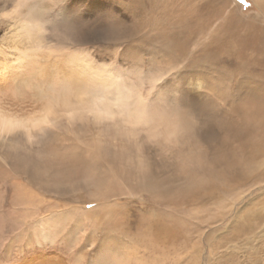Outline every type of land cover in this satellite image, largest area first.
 I'll return each mask as SVG.
<instances>
[{
    "label": "bare ground",
    "instance_id": "1",
    "mask_svg": "<svg viewBox=\"0 0 264 264\" xmlns=\"http://www.w3.org/2000/svg\"><path fill=\"white\" fill-rule=\"evenodd\" d=\"M112 1L58 0L54 15L59 24L82 33L86 46L56 58L26 55L27 42L11 22L0 18V96L31 84L53 80L83 86L89 82L90 72L99 67H107L114 74L135 77L159 73L165 78L153 92V102L179 106L193 115L198 123L195 142L203 135L199 130L198 112H213L218 104H214L213 96L225 101L233 91L230 77L238 78V93L250 78L256 98L249 107L247 99L236 108L224 102V107L221 106L222 118L209 130L212 135L208 139L210 143L203 150L206 159L196 156L193 150L186 153V148L178 154L179 158H167L157 150L146 148L145 156L151 166L147 174L138 172L128 163L129 154L134 152L131 146L107 138L100 140L95 132L86 128L52 134L38 146H27L19 138L7 143L0 142V207H81L82 196L88 197L91 203H97L98 207H101V202H108V207H119L121 202L109 201L118 196L130 198V201L139 196V200H142L140 197L143 194L153 196L157 202L152 201L159 206V203H163L159 201L160 196L164 197L170 186L178 185L174 184L179 180L191 184L189 189L193 194L200 189L199 185L206 177L201 180V175L200 178L194 177L189 171L180 176L184 168L181 164L188 153L189 160L194 164L206 163L212 170L221 167L220 175L224 178L230 173L234 174L229 171L235 168L243 171L254 160L264 157V24L260 25L257 33L254 29L249 30L242 37L225 32L219 40L214 41L210 39L213 32L209 33L203 37L204 42L207 41L204 49L199 50L196 41L187 40V45L185 41L189 38L183 36L185 31L189 33L187 37H191V31L194 33L198 26L199 17L194 6L189 4L188 7L175 8L167 14L166 7H162L163 0H133L135 3L131 2L132 5L121 3L129 9L130 15H120L123 14L122 9L110 5L114 2L120 5V1ZM256 5L264 17V0H256ZM11 6L10 0L0 2V10L10 9ZM106 6L115 10L114 19L109 17L116 24L107 31H101V10L108 9ZM231 7L238 9L235 3H231ZM73 12L77 15H73ZM92 16L99 18L94 21ZM109 45L115 49L111 51ZM144 63L148 65L143 66ZM216 71L218 76L215 75ZM64 102L69 103L68 100ZM254 164L256 166L257 163ZM179 192H175L174 199H184ZM228 192L221 193L233 199ZM187 195L191 196L190 193ZM49 197L50 200L47 199ZM22 226L24 230L22 227V232L11 237L5 235L3 227L0 228V264L86 263L84 256L77 259L66 246L44 244L46 239L42 237L34 240L36 232L29 223ZM120 230L118 228L113 234H121ZM7 232L11 233L8 229ZM38 233L36 235L39 236ZM36 241L41 246H37ZM89 264H101V259L90 260Z\"/></svg>",
    "mask_w": 264,
    "mask_h": 264
},
{
    "label": "rangeland",
    "instance_id": "2",
    "mask_svg": "<svg viewBox=\"0 0 264 264\" xmlns=\"http://www.w3.org/2000/svg\"><path fill=\"white\" fill-rule=\"evenodd\" d=\"M106 1L113 2L112 0ZM119 1L121 6L118 2L110 5L121 8L123 14L120 15H130L129 9L124 8L122 4L130 5L134 1ZM163 3L162 7H166L167 14L175 8L188 7L189 4L194 6L199 17L198 26L194 33L191 31V37H187L189 33L185 31H183V36L189 38L185 41L187 45V40L196 41L199 50L204 49L207 41L204 42L203 37L209 33L213 32L210 39L214 41L219 40L225 32L231 36L242 37L248 34L249 30L254 29L257 33L260 25L264 24V17L258 10L256 0H163ZM231 3H235L238 9L234 10ZM106 8L108 9L101 10V17H103L101 18V31H107L109 27L116 24L110 18L112 16L114 19L115 10L109 9L108 6ZM73 15L77 13L73 12ZM91 18L97 21L99 17L92 16ZM109 48L111 51L115 49L112 45H109ZM146 64L144 63L143 66ZM215 75H219L218 71ZM229 79H231V90L233 91L229 93L224 102L236 108L244 99H247L248 107L252 105L256 98L252 80L247 79L245 89H241L238 93V78L230 77ZM212 98L215 105L218 102L216 108L213 109L215 113L205 112L203 109V112H198L199 130L203 135L200 140L189 144L192 148L186 147V153L193 150L196 156L205 158L203 150L210 143L208 139L212 136L209 130L215 127V122L223 116L224 102L214 96ZM261 158L253 161L257 163L256 166L250 163L249 166L242 168L243 171L235 168L234 171H229L235 176L230 173L232 176L228 175L224 178L220 175L221 167L212 170L206 163L194 164L189 160L188 153L181 164L184 167L181 171L183 173L180 172L181 175H179L183 177L185 173L190 172V175L194 177L196 175L200 178L201 175V180L204 177L208 179L202 180L199 185L201 190H195V194L191 193V188L189 189L191 184L187 183V185L179 180L174 184L178 185L170 186L171 192L169 190L164 197L160 196L159 201L162 200L163 203H159V206L154 203L153 196L143 194L140 197L142 200H139V196L131 198V201L125 196H118L109 201L111 203L114 200L121 202L119 207H108V202H101V207H98L97 203H91L86 196L81 197V204L78 203L81 207H0V228L3 227L2 229L6 231L5 235L11 237V235L22 232L23 224L29 223L34 233L36 232L33 235L34 240L42 237L41 239H46L44 244L54 245L56 243L63 247L66 246L69 253L72 251L71 254L77 259L84 256L85 264L97 258L98 261L101 259V264H264V157ZM184 164L188 167L185 168ZM182 183L185 185L182 186ZM175 189H182L181 193L180 190L178 192L183 195L184 199H174L178 193ZM226 190L233 199L221 193ZM188 192L191 196L187 195ZM50 198L47 199L50 200ZM115 224L119 226H116L115 230L121 229V234H113L115 230L111 231ZM7 229L11 233L7 232ZM165 231L168 232L165 233ZM37 233L39 236L36 235ZM35 243L41 246L37 244V241ZM82 249L85 251L83 252Z\"/></svg>",
    "mask_w": 264,
    "mask_h": 264
},
{
    "label": "clouds",
    "instance_id": "3",
    "mask_svg": "<svg viewBox=\"0 0 264 264\" xmlns=\"http://www.w3.org/2000/svg\"><path fill=\"white\" fill-rule=\"evenodd\" d=\"M10 2V9L0 10V18L11 22L27 42L26 55L56 58L86 46L82 33L59 24L54 15L58 0ZM164 78L159 73L114 74L99 67L83 86L53 80L4 93L0 96V142L19 138L27 146H38L52 134L86 128L100 140L131 146L134 152L128 163L147 174L151 166L146 148L179 158L198 135V123L187 110L153 102L152 94Z\"/></svg>",
    "mask_w": 264,
    "mask_h": 264
}]
</instances>
